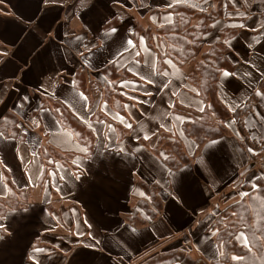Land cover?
<instances>
[{"label":"crops","instance_id":"0c3cea01","mask_svg":"<svg viewBox=\"0 0 264 264\" xmlns=\"http://www.w3.org/2000/svg\"><path fill=\"white\" fill-rule=\"evenodd\" d=\"M180 1L0 0V119L16 113L22 133L16 138L0 131V198L10 191L7 173L29 193L26 203L0 214V264H140L150 248L182 243L183 238L201 258L214 250L212 236L205 232L208 222L189 227L191 214H203L192 187L197 189L199 180L208 184L233 178L234 183L251 176V163H245L249 158L240 146L244 135L229 120V134L205 143L195 163L167 168L152 149L155 140L149 139L162 131L181 134L185 116L173 108L185 105L177 97L182 80L170 73L180 66L169 60L159 69L156 46L164 47L159 38L150 45L131 33L136 22L153 28L169 23L174 17L170 8ZM114 18L120 24L105 28ZM255 50L247 47L249 60L244 53L237 55L251 66ZM108 64L127 71L120 82L124 100L119 109L113 104L116 95L104 99L108 79L103 68ZM81 68L93 83L94 97L77 86ZM225 73L220 81L227 80L232 91L239 88L227 96L221 90V97L234 107L242 102L240 93L249 95L256 85L243 91L245 83ZM56 103L86 123L90 145L62 125ZM193 103L189 107H203L194 98ZM187 145L193 149L195 144L188 140ZM49 146L67 162L58 159L40 185L45 167L40 152ZM141 180L162 188L169 182L173 188L168 195L162 191L164 209L144 226L127 219L145 197Z\"/></svg>","mask_w":264,"mask_h":264},{"label":"trees","instance_id":"16d2710c","mask_svg":"<svg viewBox=\"0 0 264 264\" xmlns=\"http://www.w3.org/2000/svg\"><path fill=\"white\" fill-rule=\"evenodd\" d=\"M232 1L181 0L171 6L170 10L174 17L169 23L153 28L136 22L131 32L136 41L143 37L150 45H154L155 39L159 38L164 45L163 48L156 46L159 69H165L169 60L182 68L194 64V69L188 73L187 79L195 88L197 96L204 102L203 107L197 110L176 103L173 109L185 116L181 123V134L172 135L162 131L159 136H152L149 139L150 142L155 140L152 145L153 151L171 170L190 164L205 143L229 134L227 122L231 118H234L239 131L247 141L252 134L258 135L264 143V79L258 83L257 90L250 92L242 104L234 109H231L220 95L219 83L223 72H234L238 65L236 58L240 60L229 47L228 40L237 36L249 19L247 16L237 15L234 17L240 19L237 24L221 27L213 41H210L215 34V25L225 16L237 11ZM245 5L246 12L253 9L251 4ZM120 22L119 18L111 19L105 28L114 27ZM103 72L108 79L104 86V99L110 101L111 96L116 95L113 104L119 109L124 100L120 82L125 79L127 71L124 70L122 73L113 64H108L103 68ZM75 78L78 87L89 94L91 90L93 97L96 96L93 83L88 80L84 68L77 71ZM55 107L60 108L58 116L62 125L81 143L90 145L93 138L86 123L60 103H56ZM19 121L16 113L7 112L0 119V131L7 137L20 138L22 133ZM188 140L194 142L193 149L188 147ZM243 142L246 144L244 140ZM255 142L253 139V145ZM258 144L254 145L255 149L264 154L261 142ZM258 154L254 156L257 158ZM60 156L63 155L50 146L41 150L40 157L45 167L39 179L40 185L47 182L58 159L62 158ZM62 159L67 162L66 159ZM4 177L10 191L7 198H0L1 215L29 199L28 190L15 186L8 173ZM140 186L145 197L133 207L127 219L133 225L144 226L158 218L164 209V198L161 184L141 180ZM243 188L240 198L222 209L206 230L207 233H211L217 244L218 259L196 258L192 246L183 238L182 243L174 242L160 249L150 248L140 264H264V175H257L254 181L244 183Z\"/></svg>","mask_w":264,"mask_h":264},{"label":"rangeland","instance_id":"374dc122","mask_svg":"<svg viewBox=\"0 0 264 264\" xmlns=\"http://www.w3.org/2000/svg\"><path fill=\"white\" fill-rule=\"evenodd\" d=\"M232 4H233L234 9L237 11H234L233 13H230V15L225 16L224 18H222V21H219L215 25V28H214L215 34L213 36L211 35L212 38L210 39V41H213V39L215 38V36L218 33V30L221 27H223L225 25L237 24L240 21V19H234V17H236L237 15H240V16L243 15V16L249 17L247 23H244L242 31L237 36H234L232 39L228 40V45L236 55H237V53L239 55H241V54L243 55V53H244L246 56V59H248V60H249V58H247V57H249V56L245 52L247 47H253L257 50V52L255 50V53H253L251 55L252 56L251 66H246L243 62L244 57L237 55V57L240 60L238 61V59L236 58L237 63H238L236 70L234 72L225 71L226 72L225 74H233L234 76H232V78H234V80L236 79L239 82L245 83L243 91L246 89H247V92L250 91L251 87H249V85L250 86L256 85L254 90H257L256 87H257L258 83L262 79H264V54H262L264 51V0H244V2H243V0H233ZM244 4H247V5L251 4L253 9L252 10L249 9V11L246 12L247 8H246V5L244 6ZM240 11H241V13H240ZM234 13H235V15H231ZM253 26H256V29L250 30V28H253ZM191 65L192 66L187 65L184 68L175 67L177 69L176 71H175V69L170 70V73L176 72L175 74H179L181 77V80H182L181 81L182 82V88L180 85H178L177 86L178 88H176V90L181 88V90L179 92H177V97H178L179 101H183V103L185 105H188V106L196 105L193 103V98H194V100L196 99V101L198 100L202 105H204V102L196 95L195 88L193 86H191L189 83L185 82V79H187L188 73L194 69V64H191ZM241 78H242V80H241ZM177 81H178V79H177ZM219 84H220L219 85L220 95H221V90L223 91V95L227 96L229 94L232 95V92L235 93L239 88L238 86H236L233 88V91H232L231 87L228 86L229 85L228 81L224 80V78H222V80L220 81ZM221 85H222L223 89L221 88ZM229 90H230V93H229ZM226 92H228V93H226ZM240 95H242L241 99H240V101H242V102L248 97V95L243 94V92L240 93ZM232 97L233 96H231V98ZM188 98L191 100H187ZM242 102L238 103L234 107L230 106V108L234 109L238 105L242 104ZM200 107H202V106H200ZM198 109H201V108H198ZM230 121H231V123H233L236 126V128L238 130V127L236 125L234 118H231ZM151 130H152V128L148 127L146 134L151 135L152 134ZM252 138L256 140L254 145L255 144L257 145L258 143L261 142V148L262 147L264 148V143H262V141H261L260 137H258V135L254 136V137H250V139H248V141H247L246 137H244L243 140L246 142V144L244 142H242L240 144L242 150L247 154V156L249 158V159H247V161L245 163L247 165L249 162L251 163L250 164L251 173H252L251 176L247 174L246 176L243 177L242 181H241V179H237L234 183H233V181H234L233 178H229V179H231V181L229 179H220L219 181L209 180L208 181L209 185L207 183H205L204 181L199 180V181H197L198 182L197 189H195V187H192V189L194 191L195 202H196V205H198L196 207L202 208L203 214H200V215L195 216V217L192 216V214L190 215L192 217L191 221L193 220L190 223V226H189L190 228L194 229L196 227V225L198 227V226H200V224L204 225V227H205L206 222L209 223L208 228H210L211 224L213 223L212 221L215 220L218 213L222 209L231 205L232 203H234L235 201H237L240 198L241 194L244 191V188H243L244 183H246L250 180L254 181V179L256 178L257 175H264V171L262 170V169H264V168H262V167H264V154H260V152L255 149V147L253 145V139ZM237 142L240 143L238 140H237ZM247 143L250 146H248ZM259 146H260V144H258V147ZM256 154H258L257 158L254 156ZM251 155H253L254 157L252 156V158H250ZM195 162L196 161L193 160L192 164ZM252 162H254V163H252ZM259 163H260V165H259ZM197 167H194L193 165H191L190 168L197 169ZM231 169L233 170V172L237 173L235 169H233V168H231ZM171 190H173V188L170 186L169 182L165 183V185L163 186V189H162L163 193L168 195L171 192ZM210 202H211V204H210ZM200 217H202V221L200 220ZM207 218L209 221H205ZM200 230H201V228H200ZM205 232H206V230H205ZM195 233H196V236L199 238L200 237L199 230ZM195 233L193 235H195ZM209 234H211V233L209 232ZM211 241H213L214 250L209 251V254L206 253V256H204V258L206 257L208 260H215V259L219 258V249L217 247V244L215 243L213 236H212ZM198 242L200 244V240H197V243ZM205 247H208V246H205ZM153 248L154 249H160L159 247L156 248L155 246L152 247V249ZM203 249H205L204 246H203ZM192 251H193V254L195 255L196 258L201 256L200 254H198L197 251H195V249L193 247H192Z\"/></svg>","mask_w":264,"mask_h":264},{"label":"snow or ice","instance_id":"6c2138e0","mask_svg":"<svg viewBox=\"0 0 264 264\" xmlns=\"http://www.w3.org/2000/svg\"><path fill=\"white\" fill-rule=\"evenodd\" d=\"M48 2V0H45V3H47ZM113 31H115V29H113Z\"/></svg>","mask_w":264,"mask_h":264}]
</instances>
